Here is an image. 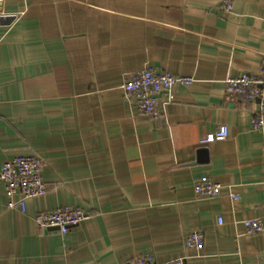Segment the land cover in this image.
Wrapping results in <instances>:
<instances>
[{
    "label": "crops",
    "instance_id": "0c3cea01",
    "mask_svg": "<svg viewBox=\"0 0 264 264\" xmlns=\"http://www.w3.org/2000/svg\"><path fill=\"white\" fill-rule=\"evenodd\" d=\"M227 1L229 12L223 0H0L14 17L0 23V168L37 155L48 188L23 212L0 180V264H127L147 253L264 264V231L243 224H264L258 102L224 96L228 77L261 73L264 0ZM148 67L193 79L159 95V117L141 116L123 89ZM221 125L227 139L200 144ZM203 175L220 195H195ZM67 205L89 218L65 235L38 227V213ZM192 231L202 249L185 245Z\"/></svg>",
    "mask_w": 264,
    "mask_h": 264
},
{
    "label": "built area",
    "instance_id": "2783aa9c",
    "mask_svg": "<svg viewBox=\"0 0 264 264\" xmlns=\"http://www.w3.org/2000/svg\"><path fill=\"white\" fill-rule=\"evenodd\" d=\"M222 8L225 12L232 9L227 0H223ZM2 15L0 14V19ZM193 79L188 76L176 75L162 71L157 67H148L131 75L123 83L126 97L141 116L159 117L161 115L160 94L169 91L177 85H190ZM224 96L228 103L242 104L257 101L258 108L251 118L253 130L264 129V54L262 70L259 74L241 73L239 76L228 77L225 81ZM229 135L226 125L219 126L200 140V144H209L223 141ZM42 159L37 155H19L4 162L0 168V180L4 183L10 197L9 207L26 211V200L44 196L48 188L42 177ZM223 185L212 181L208 176H199L194 180L193 191L200 197H216L221 194ZM19 200H14L16 196ZM234 199L238 195L231 193ZM89 213L81 208L67 205L38 213L35 221L40 229H56L62 235L70 229L80 225L89 218ZM222 223V219H220ZM243 224L247 233L255 234L264 231L261 219H245ZM188 248L202 249L204 234L201 231H192L185 237ZM127 264H187L185 257H178L168 261H158L153 254L147 253Z\"/></svg>",
    "mask_w": 264,
    "mask_h": 264
},
{
    "label": "water",
    "instance_id": "95a60500",
    "mask_svg": "<svg viewBox=\"0 0 264 264\" xmlns=\"http://www.w3.org/2000/svg\"><path fill=\"white\" fill-rule=\"evenodd\" d=\"M13 19H14V17H8L7 19L1 17V19H0V23H1V24H10V23L12 22Z\"/></svg>",
    "mask_w": 264,
    "mask_h": 264
}]
</instances>
